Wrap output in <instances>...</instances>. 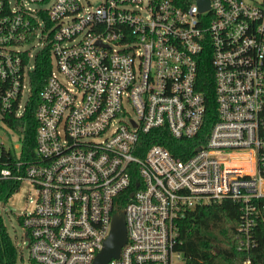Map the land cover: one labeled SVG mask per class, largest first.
<instances>
[{
    "label": "built area",
    "instance_id": "2783aa9c",
    "mask_svg": "<svg viewBox=\"0 0 264 264\" xmlns=\"http://www.w3.org/2000/svg\"><path fill=\"white\" fill-rule=\"evenodd\" d=\"M208 1L201 11L197 0H0L7 129L5 114L24 111L37 54L49 47L52 55L34 156L0 136L5 226V200L24 182L36 190L33 209L18 215L28 264H93L120 211L127 240L107 264H185L179 222L225 198L242 205L239 249L256 246L264 222V0ZM206 62L216 103L206 143L186 158L146 145L154 130L199 134Z\"/></svg>",
    "mask_w": 264,
    "mask_h": 264
},
{
    "label": "trees",
    "instance_id": "16d2710c",
    "mask_svg": "<svg viewBox=\"0 0 264 264\" xmlns=\"http://www.w3.org/2000/svg\"><path fill=\"white\" fill-rule=\"evenodd\" d=\"M51 69L52 55L47 47L37 54L35 68L30 73L31 90L24 111L19 116L14 112H7L3 118L4 123L17 135L23 152L30 157L34 156L36 147L39 93ZM199 90L204 93L208 107L199 134L192 138L178 139L167 129L154 130L146 135V145L160 143L174 156L186 158L195 152L197 145L206 143L209 130L216 120L213 67L210 62H206L201 68ZM261 203L264 205V199ZM241 222L242 205L229 198L190 209L179 222L181 241L177 249L183 253L185 264H244L248 257L251 258V264H264V222L258 225L257 244L249 252L239 249L241 240L244 239L239 230ZM17 259L18 250L0 219V263L16 264Z\"/></svg>",
    "mask_w": 264,
    "mask_h": 264
},
{
    "label": "rangeland",
    "instance_id": "374dc122",
    "mask_svg": "<svg viewBox=\"0 0 264 264\" xmlns=\"http://www.w3.org/2000/svg\"><path fill=\"white\" fill-rule=\"evenodd\" d=\"M100 0H90L92 6H96ZM86 3V0H84ZM53 70L57 71L56 66H53ZM62 78V77H61ZM62 80L66 81L64 78ZM27 95V92L25 96ZM0 136L6 142L8 146L13 143L20 144L17 135L7 129L2 123L0 124ZM36 198V190L30 182H24L22 185L11 195L6 202L4 213V222L8 228L11 238L14 244H17L20 248L18 252V260L16 264H28V250L26 248L28 242L25 238V229L22 226L18 215L25 212H30L34 207V200Z\"/></svg>",
    "mask_w": 264,
    "mask_h": 264
},
{
    "label": "water",
    "instance_id": "95a60500",
    "mask_svg": "<svg viewBox=\"0 0 264 264\" xmlns=\"http://www.w3.org/2000/svg\"><path fill=\"white\" fill-rule=\"evenodd\" d=\"M201 11L209 7L208 0H197ZM127 240L125 215L123 211L114 215L110 234L104 241L103 248L97 253L93 264H107L112 258L119 257L121 248ZM216 251H219L216 249Z\"/></svg>",
    "mask_w": 264,
    "mask_h": 264
}]
</instances>
